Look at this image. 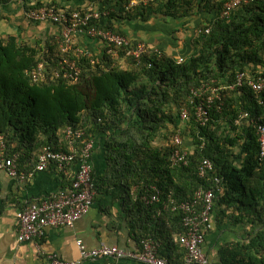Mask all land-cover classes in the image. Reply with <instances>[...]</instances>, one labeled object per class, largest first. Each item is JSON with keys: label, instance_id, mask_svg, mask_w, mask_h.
<instances>
[{"label": "trees", "instance_id": "obj_1", "mask_svg": "<svg viewBox=\"0 0 264 264\" xmlns=\"http://www.w3.org/2000/svg\"><path fill=\"white\" fill-rule=\"evenodd\" d=\"M72 1H38L25 5L24 11L85 12L92 6L100 14L99 28L132 43L142 40L125 35L120 27L124 21H191L202 16L191 29V53L182 63L145 41L149 53L138 62L122 50L110 54L113 48L100 42L101 52L83 48L77 59L81 68L77 83L61 75L62 54L55 34L32 43L0 39V134L9 153L20 154V166L27 159L33 163L45 147L67 150L66 128L81 129L86 140L100 147L106 162L104 176L96 177L93 169L95 186L119 188L127 199L134 189L130 201L134 212L154 217L152 237L179 252L175 259L161 253L160 257L181 261L180 216L164 206L165 198L148 205L141 198L152 186L177 201L213 188L214 227H235L238 232L220 244L215 263L208 260L209 264H264V158L259 157L253 123L264 125V92L254 94L245 84L233 87L239 73L246 79L264 77V0L241 5L228 20L219 18L227 0H140L132 9H127L131 0H84L76 6ZM72 50L71 46L66 56L73 59ZM39 64L44 78L34 83L29 73ZM208 97L213 101L202 124L195 113ZM183 110L188 119L182 122ZM242 112L249 119L237 121ZM176 135L187 153V166L170 163ZM204 159L213 169L200 177L198 166ZM165 223L169 226L161 237L158 228Z\"/></svg>", "mask_w": 264, "mask_h": 264}, {"label": "built area", "instance_id": "obj_2", "mask_svg": "<svg viewBox=\"0 0 264 264\" xmlns=\"http://www.w3.org/2000/svg\"><path fill=\"white\" fill-rule=\"evenodd\" d=\"M140 1V0H139ZM255 0H227L220 11L219 18L228 20L230 16L241 5L249 4ZM137 6V0L128 2L127 9ZM25 17L29 22L45 23L49 22L59 26L61 29L59 37V50L62 54L59 62L61 75L64 79L77 83L81 76V68L77 62L82 51L78 50L74 58H69V52L73 41L78 37H85L97 40L103 45L111 46L113 49L109 53L114 55L117 50H122L126 57L138 62L142 56L149 53L145 42L136 43L121 34L111 30L99 28L96 23L100 19V14L92 6L85 12L73 11L64 12L54 8L30 9L25 12ZM209 29L205 31L208 33ZM157 54L159 52L155 51ZM178 63L183 59L178 58ZM44 67L39 64L29 73L32 82L38 83L43 80ZM246 85L254 94L264 92V77L258 79H246L244 73L236 76L233 87ZM212 94L215 89L210 90ZM213 101L208 97L197 107L196 118L202 124L207 121L208 109ZM188 112L183 110L180 120L186 121ZM247 113H240L238 120H248ZM236 121V123H237ZM253 122V120H251ZM256 134L259 143V157L264 158V125L255 123ZM63 139L66 141L67 150L59 148L54 150L45 147L38 154L33 170L29 173L21 171L18 165L20 154L9 153L5 136L0 134V172L5 173L8 178L22 182L27 178H32L35 173L45 172L50 167L57 172L67 174V170L75 166L74 179L70 186L61 192L51 194L42 199L28 204L25 208L17 212L15 225L18 242H37L44 238L48 228H71L91 208L95 197V182L93 176V166L91 162L94 143L92 140L84 138V131L81 129L66 128L63 132ZM173 149L170 155V163L173 166H187V153L182 150V139L176 135L173 138ZM213 165L209 160H202L198 166V174L205 177L212 171ZM214 183H219L218 178H214ZM216 195L215 189L197 190L189 200H174L171 193H164L160 189L152 186L148 194L141 200L146 204H158L165 198L164 206H168L172 212H177L180 216V224L184 233L178 238L179 245L184 251L180 263L178 264H209L208 258L203 251L207 234L212 231L214 225L212 220V210ZM80 253L78 262L62 261L57 256H50L47 264H80L85 260L103 259V264H117L118 260L129 259L141 264H177L164 257H160V243L150 237L142 238L139 242V249L127 251L116 246L101 244L93 250H86L83 244L77 242Z\"/></svg>", "mask_w": 264, "mask_h": 264}, {"label": "crops", "instance_id": "obj_3", "mask_svg": "<svg viewBox=\"0 0 264 264\" xmlns=\"http://www.w3.org/2000/svg\"><path fill=\"white\" fill-rule=\"evenodd\" d=\"M46 0H3L0 2V39L15 38L20 42L32 43L37 40H46L55 34L58 38L59 27L47 23L29 22L25 17L24 6ZM57 2L60 0H56ZM84 0H73L72 6L82 5ZM140 3L137 0V6ZM201 15L194 20L183 19H150L142 23L133 18L120 25L125 35L145 41L152 47L159 48L166 55L173 58H186L191 53V29L200 22ZM119 26V25H118ZM76 45V48L74 46ZM93 53L103 51V45L97 40L78 37L73 41V56L83 48ZM94 143V142H93ZM23 161L19 168L29 173L35 166ZM91 162L96 177L104 176L106 162L102 150L95 145L92 151ZM76 168L70 167L67 174H62L50 167L45 172L35 173L32 178L19 182L8 178L0 172V264H47L50 256H57L62 261L78 262L80 253L77 242H81L86 250L98 248L101 244L116 246L119 249L135 251L139 249L142 238L152 237L154 234V217H147L144 213L134 212L131 198L123 196L119 188L101 186L95 188V197L88 213L81 217L71 228H48L44 238L37 242H18L15 218L17 212L33 201L42 199L51 194L66 190L74 179ZM125 197V198H124ZM147 218L148 220L146 221ZM159 227V235H166V227ZM235 227H213L205 240L203 251L208 260L215 263L217 249L223 241H230L237 236ZM155 240V239H154ZM158 242V241H157ZM159 254L175 259L179 252L167 247L161 238ZM169 260V259H168ZM103 259L85 260L80 264H103ZM117 264H141L134 260L121 259Z\"/></svg>", "mask_w": 264, "mask_h": 264}, {"label": "rangeland", "instance_id": "obj_4", "mask_svg": "<svg viewBox=\"0 0 264 264\" xmlns=\"http://www.w3.org/2000/svg\"><path fill=\"white\" fill-rule=\"evenodd\" d=\"M184 146V145H183Z\"/></svg>", "mask_w": 264, "mask_h": 264}]
</instances>
